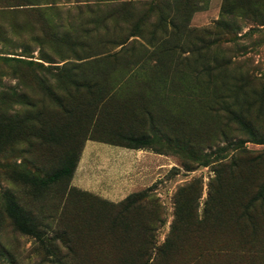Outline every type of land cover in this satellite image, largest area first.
Segmentation results:
<instances>
[{
	"label": "rangeland",
	"instance_id": "rangeland-1",
	"mask_svg": "<svg viewBox=\"0 0 264 264\" xmlns=\"http://www.w3.org/2000/svg\"><path fill=\"white\" fill-rule=\"evenodd\" d=\"M257 9L264 2L0 0V113L17 135L0 154V264H126L135 241L111 231L115 208L102 201L151 189L150 201L162 206L159 245L184 185L196 222L181 227L155 264H264V161L249 164L246 153L233 160L230 145L259 151L264 144L226 127L217 105L248 110L252 131L264 135V18ZM61 68H77V92ZM38 116L44 125L29 128L27 119ZM140 134L151 147L119 145ZM80 147L82 189L63 178L33 191L9 178L11 169L43 177ZM9 194L39 237L7 216Z\"/></svg>",
	"mask_w": 264,
	"mask_h": 264
},
{
	"label": "trees",
	"instance_id": "trees-1",
	"mask_svg": "<svg viewBox=\"0 0 264 264\" xmlns=\"http://www.w3.org/2000/svg\"><path fill=\"white\" fill-rule=\"evenodd\" d=\"M264 2V0H260ZM257 16L264 18V9L263 11L258 12ZM17 59V58H15ZM46 74H50L52 68H41ZM77 68H61L62 76L64 75L66 83H70L73 86L74 91L77 92L79 86H76L72 80V73L75 72ZM60 71V70H59ZM59 71L56 69L54 72L59 74ZM245 79H249L246 77ZM71 82L73 84H71ZM66 98L72 96L71 90L64 88ZM219 99H223L220 97ZM220 106V109L225 112L226 115V127L233 125L236 129H239L243 132H248L249 138L248 141L256 144H264V135H257L252 131L251 126H254V121L251 118L248 110L242 111L238 109V104H222L217 103ZM3 114L0 113V154L4 151L5 147L16 137L15 124L3 119ZM29 128L33 126V122H37L39 125H44V121L40 116L38 118L29 117L27 119ZM15 135V136H14ZM48 136H52L53 141H59L58 137H55L52 132H48ZM119 145L127 147L129 149H139L143 147H151L152 140L146 134L140 135H128L121 138ZM183 147L186 149L190 146V142L184 140L182 142ZM231 149L235 152L232 156L233 160L240 158L241 153H246L245 158L247 163L260 165L264 161V150L259 151H250L245 146L240 145V143L235 142L231 143ZM155 152L160 153L158 149L152 148ZM66 152L63 158L62 164L60 167L52 171L51 173L45 174L43 177H40L37 174L30 173L23 170L11 169L10 179L16 183L27 186L33 191H41L48 189L52 184L57 183L58 181L66 178V181L69 182L72 179L73 173L77 166L80 152ZM219 174V172H217ZM189 186L184 185L177 188L174 198H175V207H174V218L170 227L169 236L159 245L155 241V231L156 224H163L164 220L162 219V206L155 200L150 201V195L148 192L151 189H145L138 192H133L128 194L124 199L116 203H110V201H102L103 208L104 206L111 205L115 208V213L110 215V224L112 226L111 231L117 233H122L125 236V239L128 241H135V253L130 262L128 260H123V263L126 264H140L137 261L134 262L135 257L143 259L141 264H155L161 257H166L173 247V238L178 236L181 227H190L196 222L194 218V209L195 201L194 196L189 194ZM263 196V193L261 194ZM259 199V198H257ZM151 202V203H150ZM252 205L247 203L243 209L244 214L249 217L251 216L250 210ZM6 214L13 221L14 225L21 232L30 234L34 237H39L38 233L35 231V226L31 224L30 218L26 215L24 209L19 206L15 196L9 194L6 198ZM106 212L103 215V218L106 219ZM122 240V239H120Z\"/></svg>",
	"mask_w": 264,
	"mask_h": 264
},
{
	"label": "crops",
	"instance_id": "crops-1",
	"mask_svg": "<svg viewBox=\"0 0 264 264\" xmlns=\"http://www.w3.org/2000/svg\"><path fill=\"white\" fill-rule=\"evenodd\" d=\"M88 145L91 146L93 144H88ZM130 150H134V149H130ZM86 175H87V173H86ZM86 175L84 177H82V150H81L77 166L75 168V171H74L72 179H71L74 186H76L80 189L84 188V182L86 180L85 179ZM129 193H128V191H124V192L116 191V192L111 193L106 198L111 200V201H119V200L123 199L126 195H128Z\"/></svg>",
	"mask_w": 264,
	"mask_h": 264
}]
</instances>
